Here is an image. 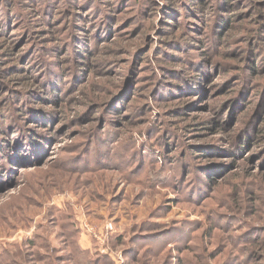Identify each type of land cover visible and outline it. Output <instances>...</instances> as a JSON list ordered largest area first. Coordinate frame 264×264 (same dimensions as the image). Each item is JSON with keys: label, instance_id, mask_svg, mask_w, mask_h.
I'll return each mask as SVG.
<instances>
[{"label": "rangeland", "instance_id": "374dc122", "mask_svg": "<svg viewBox=\"0 0 264 264\" xmlns=\"http://www.w3.org/2000/svg\"><path fill=\"white\" fill-rule=\"evenodd\" d=\"M188 2L0 0V41L27 55L13 72L0 47V112L25 108L15 118L27 130L21 142L19 123L7 127L19 144L0 155L15 157L0 162V264L8 253L75 264L72 246L102 264H264V114L225 107L234 95L222 87L259 101L264 56L251 77L242 54L246 36L264 33V0H232L231 11L207 0L206 29L193 31ZM220 16L249 29L229 48L215 39ZM181 37L195 45L185 54ZM187 58L200 72L184 69ZM178 71L197 92L174 91Z\"/></svg>", "mask_w": 264, "mask_h": 264}, {"label": "trees", "instance_id": "16d2710c", "mask_svg": "<svg viewBox=\"0 0 264 264\" xmlns=\"http://www.w3.org/2000/svg\"><path fill=\"white\" fill-rule=\"evenodd\" d=\"M165 1H166L167 5L171 6L173 9H175V6H176V4H178L179 0H165ZM191 1H195V3L188 2L187 7H186V9H187L186 13L188 15L190 14V15L194 16V19L196 20V22L198 24L197 23L195 24V22L193 23L192 21H188V26L187 27L191 26L190 28L193 31L194 30V26L197 27V26H199V23L202 22V24H203V22H204V26H205V29H206L207 24H205V22H207V19H208V17H206V14H208L207 0H191ZM214 1H216V0H214ZM153 2H155V1H153ZM219 5L221 6V8L226 9V10H230V11L235 8L234 3L232 2V0H220ZM216 8L218 9L219 6H217ZM199 14H204L205 16L201 17ZM232 18H234V17L223 18L222 16H220V18H219V20L217 22L218 26L215 27L216 32H218V36L215 39L217 40V42L220 45L222 44L223 46H225L227 48L230 47V43L229 42H231L233 40L234 35H235L236 32L237 33H241L242 30H249V29H245L246 27H244L242 25H239V24L237 25L235 23L236 22L235 19L233 20ZM235 18H237V17H235ZM165 25H167L168 27H173V25H171V23H168V22H165ZM2 26L3 25L0 23V27H2ZM55 30L56 29H54L53 31H55ZM162 32H172V30L168 31L167 29H162ZM184 36L185 37L186 36L189 37L190 36L189 31H188L187 35H184ZM190 38L193 39V37H190ZM190 38H186V39H182V37L178 38V39L177 38H173V42H175L179 46V49L182 51V54L183 53L185 54V51L183 50L185 46H187V45L190 46V47H194L195 46L193 43H190ZM250 38H254V39H251V41H250ZM194 40L199 42L198 39H194ZM245 40L247 41V43H246L247 45L246 46H247V49H249V51H246V52H244L242 54V59L244 60V62L246 64L244 69H246L248 71V73L250 74L251 77H256V76H258L260 74V70L258 69L259 67H258L257 64H258V62L261 59L259 60V58H258V55H257L258 51H260L261 54H263V56H264V33L263 34H259L258 33L256 35L253 34V37L252 36H246ZM12 42H14V41H5V40L2 41V42L0 41V47L4 46V49L11 50V51H6V56H8V61L11 62V66L13 65L12 70L14 72L15 71L14 69H19V66L15 65L16 62L14 61V57H16V59H18L19 61L20 60L22 61L27 55L25 57H22V58L19 59L18 58L19 56L13 53L14 50H17L18 47H10V45H13ZM81 48H83L82 52L88 51L87 54L92 57L93 50L87 48V45L83 44L81 46ZM226 51H227V53L229 52L228 50H226ZM245 53L246 54L248 53V54H247L246 57H243V55ZM81 55H82V53H81ZM202 55H204V54H202ZM171 59L175 60V62L176 61H181L180 55H178V56L174 55V56L171 57ZM184 61L188 63L187 66H185L187 68H184V69H192L194 72H200V69H198V68L200 66H202V65H199L197 63H191V60L188 59V58L185 59ZM81 62L82 61H79L78 63L82 65ZM189 64H192L193 67L189 66ZM208 64L211 65L212 62L210 61ZM162 68L165 69L166 71L173 70V69H171L170 67H167V66L162 67ZM28 69H30V67ZM201 69H203V67ZM8 71H11V68L8 69ZM26 71H28V70H26ZM204 71H205V67H204ZM22 73L24 74L26 72L23 71ZM178 73H180V75H183V77H185V79H182L183 82H180V80H178L176 83H172L173 84V89H176L174 91L177 92V93H182V94H187L188 92H197V89H194V88L189 89L190 86L192 85V82H191V79H190V76H189L190 74H188V73H186L184 71H178ZM239 82H240V80H239ZM165 84H167V83H165ZM236 84L237 83H234V84L233 83H229L227 85H223L222 86V87L227 88V90H229L227 92L228 94L231 92L234 95L233 99L231 101H229L228 103H226V105H224V106L225 107H229L231 104L236 106V104H238V102H239V103H241L242 111H244V112L248 108L251 107L252 109L255 108L256 110L259 109L258 112H261V114L262 113L264 114V88H262L260 91H258L256 95H253L256 98H259V101L255 102V101L252 100V98H250L252 91L249 92V88H246V89H244L243 91H241L239 93L237 91L238 90V85H236ZM203 85H205V83ZM198 87L200 88L201 85H198ZM245 94L246 95L248 94V98H246V99H244V97H246ZM235 95H237V96H235ZM138 96H140V95H138ZM242 99H243V101H242ZM5 100H6L5 103H4L5 106H8V105L11 104L10 103L11 100L9 101V96H6ZM233 100H236L237 103L235 104L233 102ZM1 103H3V102H1ZM10 109H4L2 112H0L1 116H6V118H7V122H4L2 119L0 120V133L3 132L0 135L4 134L3 136H5L3 139H0V155L5 153V149L6 148L9 150L7 152H10L11 150H14L12 147H15V146H17L19 144L18 140L14 138V135L12 136L10 134L9 131H11V129H9V131H8L7 127L8 128L9 127L10 128L11 127H16V124H18L19 122L17 121V123H16V118L15 117L17 116L18 118H20V112H23V110L25 108L22 109L21 111H19L17 108H16V111L14 109L13 110H10ZM26 116L29 117V115H26ZM253 120H255V117H253ZM253 123H254V121H253ZM18 126L16 128H18V131L21 130V132L19 131V134L17 136H19L20 141L22 142V139H24V137L27 136L26 133H25L27 130L25 129V127H24L25 124L23 122L19 123ZM221 127H223V124L221 122H219L218 120H215L212 123V128H209V130L215 132V134H216V132H218V130ZM263 129H264V123H262L256 130H258L260 132ZM253 131H254V129H253ZM252 134H253V132H252ZM254 138H260V136L259 135H255ZM10 140H11V142H10ZM249 141H251V140H249V139L243 140L242 143L239 144L241 153L243 151L248 150L250 148ZM210 152L211 151L205 153L204 155L213 156V154L210 153ZM230 154L234 155V154H238V153L233 151ZM14 158L15 157H11V155L7 156V158H4L2 156V157H0V162L6 161V163H4V166L6 168V167L9 166V164L11 162H13ZM4 172H5V170L3 169V166L0 163V177H3L2 174ZM207 178H209L208 179L209 182L214 181V179H213L214 175L207 176ZM206 183H208V182H206ZM72 247H73V252L75 254L79 255V258L76 261H74L75 264H82L84 261H85V263H83V264H102L103 263V262L92 263L91 259L87 260V258H88L87 254L88 253L86 251H83L81 248H78V247L77 248H74V246H72ZM15 256L21 257V256H23V254L22 253H8L2 259L3 264H11L12 262L17 264V261H15V260H18V259H13ZM256 256L258 257V255H256ZM251 259L255 260V258H251ZM32 261L36 262V260H32ZM39 262H42V261L40 260ZM244 263H246L245 260H241L239 264H244ZM23 264H27V262L24 259H23Z\"/></svg>", "mask_w": 264, "mask_h": 264}, {"label": "built area", "instance_id": "2783aa9c", "mask_svg": "<svg viewBox=\"0 0 264 264\" xmlns=\"http://www.w3.org/2000/svg\"><path fill=\"white\" fill-rule=\"evenodd\" d=\"M111 229H112V226H111Z\"/></svg>", "mask_w": 264, "mask_h": 264}]
</instances>
